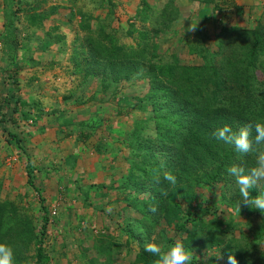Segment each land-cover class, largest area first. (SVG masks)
Wrapping results in <instances>:
<instances>
[{
  "label": "rangeland",
  "instance_id": "1",
  "mask_svg": "<svg viewBox=\"0 0 264 264\" xmlns=\"http://www.w3.org/2000/svg\"><path fill=\"white\" fill-rule=\"evenodd\" d=\"M14 10L13 64L0 44V241L12 246L15 264H35L40 198L48 219L42 264H139L140 245L176 240L192 264H229V254L237 264H264V215L238 210L226 171L251 166L255 153L241 157L211 136L227 123L254 138V123L264 122V0H15ZM254 28L262 42L249 58ZM112 46L131 58L118 52L117 61ZM158 59L213 63L232 77L173 144L158 141L151 100L162 95L161 80L174 86L143 75ZM230 89L242 97L236 109ZM145 152L157 170L143 174ZM162 170L177 184L157 180ZM150 195L139 239L127 238L126 219L141 218L127 205Z\"/></svg>",
  "mask_w": 264,
  "mask_h": 264
},
{
  "label": "trees",
  "instance_id": "2",
  "mask_svg": "<svg viewBox=\"0 0 264 264\" xmlns=\"http://www.w3.org/2000/svg\"><path fill=\"white\" fill-rule=\"evenodd\" d=\"M2 2L4 22L3 31L0 34V44L2 45L3 60L11 65L15 61L17 43L16 28L13 22V18L16 15V11L14 10L15 0H2ZM251 33L253 34V43L250 47L249 58H252L255 55L256 48L259 47L262 42V35L258 28H254ZM109 40H111V38H109ZM127 49H125L124 46H112L111 52L116 55L114 56V59H116L117 61L120 60V55L118 54V52L123 53L124 56H126V54H129L126 53ZM129 58H131L130 54ZM157 61L158 62L156 66L152 64V66H150V70L148 69V71H146L143 75L145 77L155 76L157 78H162L174 86L175 90L173 92H175L176 89H179L182 92L181 94H173L172 90L168 86L162 85L163 80H161L156 91L162 92V95H154L151 100V114L155 124L154 128L157 139L164 144H173L177 141L176 139L179 140L181 138L185 140V134L188 131L187 122L193 121L194 117H196V114L208 113L212 109V107L216 106V104L212 103L215 102L214 98L218 97V94L214 95V92L212 90L216 91L219 88L222 90L226 84L231 82L227 81L223 83L220 80L225 79L226 77L232 79V77L228 76L224 71L214 66L213 63H206L202 66H180L175 61L163 63L160 62L161 59H158ZM132 65H135L133 69H135L136 72L141 73V71H143L142 68L138 67V63ZM220 89L217 93H220ZM228 94L229 102L234 103L233 100L236 98V102L234 103V108L236 109L238 107V102H240L242 97H238L234 93L233 89H230V92ZM169 99L173 100L172 108L168 103ZM209 99L213 100L211 104H208ZM247 105H249V103ZM150 154L151 152H145L140 155V159L137 161V163L140 161V163L143 164V166L139 169L140 173L145 174L147 166H150V173L151 171L153 172L157 170L154 165H152L154 164V156ZM137 163L135 165H137ZM130 167H132L131 164ZM26 176L27 184L36 189L33 184V177L31 172L27 171ZM219 176L220 173H216L214 175L208 176L207 179L211 182H215L219 178ZM252 194H257L255 188L252 190ZM149 197H151L152 199L143 200L139 203L135 202L133 203V205L129 202L130 205H127L128 209L130 208L135 213L141 215V218L139 220L126 219V224L123 229L126 231L127 238L133 239V237H135L139 239V235L134 233L139 231L141 226H144V223L142 222H144V220L148 217L146 211L149 210L153 204H155L152 203L153 196L150 195ZM40 204L41 210L44 212V214L42 216L41 231L37 240L38 246L34 255L35 264H42L44 260L41 244L48 224V219L45 212L46 208L44 207L43 200L41 198ZM254 211L256 210H248L246 214L251 215ZM154 260L155 258L151 254L143 252V246L140 245L138 253L136 254V261L139 264H152Z\"/></svg>",
  "mask_w": 264,
  "mask_h": 264
},
{
  "label": "clouds",
  "instance_id": "3",
  "mask_svg": "<svg viewBox=\"0 0 264 264\" xmlns=\"http://www.w3.org/2000/svg\"><path fill=\"white\" fill-rule=\"evenodd\" d=\"M255 135L250 138L247 126L233 129L225 123L216 127L211 136L217 142L230 146L241 157L255 153L254 163L245 167L243 163L232 164L226 171L233 178L238 187L240 202L237 203L239 210L241 204L250 210H258L264 215V150L258 146L264 145V122H256L253 125ZM163 178L169 184L176 185L177 177L171 170H162L157 180ZM259 187L257 194L252 190ZM143 252L151 254L154 264H192V251L185 246L182 240H176L166 246H161L154 241L144 243ZM229 264H237L234 255H228ZM0 264H15L13 248L10 244L0 241Z\"/></svg>",
  "mask_w": 264,
  "mask_h": 264
},
{
  "label": "crops",
  "instance_id": "4",
  "mask_svg": "<svg viewBox=\"0 0 264 264\" xmlns=\"http://www.w3.org/2000/svg\"><path fill=\"white\" fill-rule=\"evenodd\" d=\"M96 160H97V159H96ZM99 166H102V164H101V163H100V164H98V167H99Z\"/></svg>",
  "mask_w": 264,
  "mask_h": 264
}]
</instances>
